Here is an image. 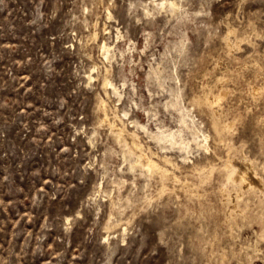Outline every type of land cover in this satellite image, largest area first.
Segmentation results:
<instances>
[{"label":"rangeland","instance_id":"1","mask_svg":"<svg viewBox=\"0 0 264 264\" xmlns=\"http://www.w3.org/2000/svg\"><path fill=\"white\" fill-rule=\"evenodd\" d=\"M0 264H264V0H0Z\"/></svg>","mask_w":264,"mask_h":264},{"label":"bare ground","instance_id":"2","mask_svg":"<svg viewBox=\"0 0 264 264\" xmlns=\"http://www.w3.org/2000/svg\"><path fill=\"white\" fill-rule=\"evenodd\" d=\"M163 1V0H162ZM163 3V2H162ZM170 3V2H169ZM161 4V3H160ZM174 4V3H173ZM172 3H170V6H172L173 5ZM158 6V5H157ZM160 6V5H159ZM109 50V49H108ZM106 51V50H105ZM117 92V91H116ZM103 106V105H102ZM181 122L184 124V125H186V127H188L189 128V125L188 124H186V121H185V119L184 118H181ZM119 132H120V130H119ZM154 137H155V139L158 141V142H162V143H170L171 145H179L180 147H186V146H184V142H183V140L181 139H178V136L175 134V133H173V132H170V133H164V132H159V133H157V134H155L154 135ZM234 161V160H233ZM148 162V161H147ZM232 163V162H231ZM234 164L239 168V175L238 176H241V177H243L244 179H245V181H246V183H248V182H250L249 180H255L256 182H258L257 181V179L253 176V172H252V170H251V165L249 164V163H247L246 161H242V162H237V161H235L234 162ZM233 164V165H234ZM150 165H152V164H150ZM152 166H154V164L152 165ZM235 166V167H236ZM156 167V168H155ZM155 167H153V168H155V169H157V167L158 166H156L155 165ZM153 168H152V171H153ZM225 168V167H224ZM150 169L151 168H149V172H150ZM237 169V168H236ZM159 170V169H158ZM248 176H250V178L248 177ZM230 177V176H229ZM246 185V184H245ZM243 187V186H242ZM239 188V187H238ZM240 189V188H239ZM237 191H239V190H237ZM239 193V192H238ZM241 193V192H240ZM236 195V194H235ZM234 195V196H235ZM239 198H240V195L238 196ZM237 197V198H238ZM229 200H232V199H229ZM237 200H240V199H237ZM236 198H234V204H236ZM231 203H232V201H231ZM238 203V202H237ZM230 204V203H229ZM233 204V205H234ZM229 206V205H228ZM232 206V205H231ZM230 206V207H231ZM234 208V210H236V206L235 207H233ZM232 208V209H233ZM236 213V211H234V214ZM232 214V212L230 213V215ZM234 216V215H233Z\"/></svg>","mask_w":264,"mask_h":264}]
</instances>
